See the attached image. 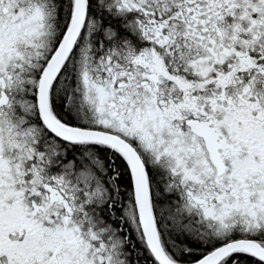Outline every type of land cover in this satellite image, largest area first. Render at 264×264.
Returning a JSON list of instances; mask_svg holds the SVG:
<instances>
[{
    "label": "snow or ice",
    "instance_id": "6c2138e0",
    "mask_svg": "<svg viewBox=\"0 0 264 264\" xmlns=\"http://www.w3.org/2000/svg\"><path fill=\"white\" fill-rule=\"evenodd\" d=\"M0 264H264V0H0Z\"/></svg>",
    "mask_w": 264,
    "mask_h": 264
}]
</instances>
